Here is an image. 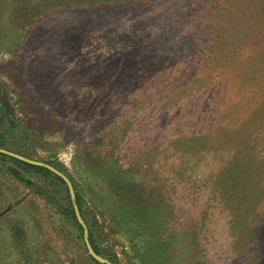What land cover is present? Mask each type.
Listing matches in <instances>:
<instances>
[{"label": "rangeland", "instance_id": "1", "mask_svg": "<svg viewBox=\"0 0 264 264\" xmlns=\"http://www.w3.org/2000/svg\"><path fill=\"white\" fill-rule=\"evenodd\" d=\"M0 141L112 264H264V0H0ZM41 181L0 163V264H94Z\"/></svg>", "mask_w": 264, "mask_h": 264}, {"label": "trees", "instance_id": "2", "mask_svg": "<svg viewBox=\"0 0 264 264\" xmlns=\"http://www.w3.org/2000/svg\"><path fill=\"white\" fill-rule=\"evenodd\" d=\"M2 142L3 141H0V148H4L3 146L4 144ZM7 150L13 151L11 149H7ZM13 152L19 154V152H16V151H13ZM2 162H9L15 168L21 170L23 173L25 174L28 173L30 175H34L35 177H38L39 179H41L42 187H40L38 191H35V193L40 198L45 200L47 204L55 205L56 213H58L68 222L72 223L73 226L77 228L79 234H81L82 228L79 226V224L76 221V218H75V215L72 209L71 201L69 199L67 188L65 187L64 182L59 177L55 176L54 174H52L50 171H48L47 169L43 167L32 166V165L20 162L18 160H15L13 158L7 157L3 154H0V163ZM8 169L10 170H7L6 173H12L11 168H8ZM15 177L16 179L24 182L25 184H28V180H25L24 178H21L20 176L18 177L17 175H15ZM74 192H75V203L78 207V210L80 212L82 219L84 220L88 228V239L91 244V247L96 254L100 255V252L97 248V242H96L95 236L93 235V232L91 231L89 223L86 220L84 212L82 210V198L80 194L75 190V188H74ZM57 200H59V202H57ZM17 226L18 224L15 223L13 225V230H16ZM18 230H20V236H21V229L18 228ZM93 262L94 264H98L95 261Z\"/></svg>", "mask_w": 264, "mask_h": 264}, {"label": "water", "instance_id": "3", "mask_svg": "<svg viewBox=\"0 0 264 264\" xmlns=\"http://www.w3.org/2000/svg\"><path fill=\"white\" fill-rule=\"evenodd\" d=\"M0 154H3L7 157L13 158L15 160H18L20 162L32 165V166H39V167H43L45 169H47L48 171H50L52 174H54L55 176L59 177L65 184L67 191H68V195H69V199L71 201V205H72V209L76 218L77 223L79 224V226L82 228V233H83V242H84V246L85 249L87 251V254L89 255V257L97 262L98 264H112L110 261L106 260L105 258L99 256L98 254H96L94 252V250L91 247V244L89 242L88 239V229L85 225V222L83 221L80 212L78 210V207L75 203V192H74V188L73 185L71 183V181L60 171H58L57 169H55L53 166L42 163V162H37V161H33L30 160L28 158H25L23 156H20L18 154L9 152L7 150L4 149H0Z\"/></svg>", "mask_w": 264, "mask_h": 264}]
</instances>
